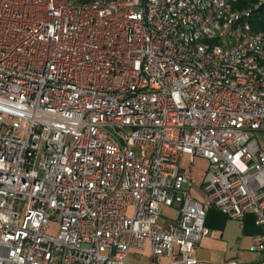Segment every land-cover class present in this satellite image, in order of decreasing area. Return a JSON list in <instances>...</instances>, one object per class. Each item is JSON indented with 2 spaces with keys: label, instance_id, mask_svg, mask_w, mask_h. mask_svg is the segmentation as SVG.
Returning <instances> with one entry per match:
<instances>
[{
  "label": "built area",
  "instance_id": "1",
  "mask_svg": "<svg viewBox=\"0 0 264 264\" xmlns=\"http://www.w3.org/2000/svg\"><path fill=\"white\" fill-rule=\"evenodd\" d=\"M241 4L0 0V264H198L210 208L254 214L264 264V0Z\"/></svg>",
  "mask_w": 264,
  "mask_h": 264
},
{
  "label": "crops",
  "instance_id": "2",
  "mask_svg": "<svg viewBox=\"0 0 264 264\" xmlns=\"http://www.w3.org/2000/svg\"><path fill=\"white\" fill-rule=\"evenodd\" d=\"M192 193L200 201L206 200L203 183ZM173 211V219L177 216V208L169 207ZM206 223L209 234L201 241L196 250L198 264H227L237 259L243 264L258 257L250 250L253 238L263 233V228L257 225L253 213H248L243 219H233L217 208H210L207 212ZM166 258L158 261L151 259L150 246L142 249H131L126 264H166Z\"/></svg>",
  "mask_w": 264,
  "mask_h": 264
},
{
  "label": "rangeland",
  "instance_id": "3",
  "mask_svg": "<svg viewBox=\"0 0 264 264\" xmlns=\"http://www.w3.org/2000/svg\"><path fill=\"white\" fill-rule=\"evenodd\" d=\"M258 138L261 141H264V132H258L257 133ZM194 168H195V185L193 189L197 190L201 187V184L203 183L204 176L207 170L208 161L202 157H194ZM133 207H130L128 210V214H133ZM173 219V211L169 207H164L162 209V214L160 217V223L163 225H168V223ZM58 231V222L56 219L52 221L51 227H50V233L56 234Z\"/></svg>",
  "mask_w": 264,
  "mask_h": 264
},
{
  "label": "trees",
  "instance_id": "4",
  "mask_svg": "<svg viewBox=\"0 0 264 264\" xmlns=\"http://www.w3.org/2000/svg\"><path fill=\"white\" fill-rule=\"evenodd\" d=\"M248 2H250V0H242V4L241 5L242 6H247ZM261 24H262V27L264 28V18H262Z\"/></svg>",
  "mask_w": 264,
  "mask_h": 264
}]
</instances>
